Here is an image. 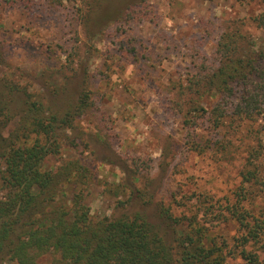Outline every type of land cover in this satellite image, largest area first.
Returning a JSON list of instances; mask_svg holds the SVG:
<instances>
[{"label":"rangeland","instance_id":"obj_1","mask_svg":"<svg viewBox=\"0 0 264 264\" xmlns=\"http://www.w3.org/2000/svg\"><path fill=\"white\" fill-rule=\"evenodd\" d=\"M106 5V20L94 24L84 17V4L72 0H0V81L28 87L60 113L86 100L71 126L61 129L60 153L45 167L78 160L87 168V186L76 172L70 180L62 175V187L66 199L83 185L95 218L140 213L175 244L196 216L208 227L207 244L227 245L225 264H245L229 253L240 247L232 211L238 205L249 217L264 216V114L242 119L229 112L221 128H212L208 120L220 94L202 84L193 90L190 82L199 67L212 71L219 64L216 44L227 25L241 22L248 37L263 38L253 22L262 1ZM196 106L207 113L197 112V127H189L185 119ZM194 140L209 147L200 149ZM134 189L141 198L131 199ZM239 191L245 195L240 204ZM248 247L264 264V240ZM55 263L49 253L39 259Z\"/></svg>","mask_w":264,"mask_h":264},{"label":"trees","instance_id":"obj_2","mask_svg":"<svg viewBox=\"0 0 264 264\" xmlns=\"http://www.w3.org/2000/svg\"><path fill=\"white\" fill-rule=\"evenodd\" d=\"M5 1L13 5L26 0ZM72 1L84 4V17L94 24L108 16L104 17L102 11L110 0ZM261 1L263 9L253 22L263 32V38L248 37L241 22L227 25L216 44L219 64L212 71L199 67L191 79V89L202 84L208 91L220 94L221 101L208 120L212 128H221L229 112L242 119L264 114V0ZM3 82L0 81V264H39L40 257L48 253L55 255V264L226 263L227 245L214 240L207 244L208 227L196 216L189 218L188 225L175 237V244L169 243L140 213L95 218L83 186L89 180L87 168L78 160H68L57 168L45 167L48 157L60 153L61 129L71 126L86 100L60 113L28 87ZM199 111L207 113L201 106L188 111L185 122L189 127H197ZM15 119L17 126L6 134ZM194 142L200 149L209 147ZM76 172L84 174L83 185L79 190L76 186L65 199L69 193L62 187V175L70 180ZM132 194L131 199L141 198L137 189ZM238 195L240 204L245 195L240 191ZM249 214L233 206L232 216L240 227V247L229 253L240 255L245 264H258L259 253L248 246L264 240V216ZM174 220L182 222L180 217Z\"/></svg>","mask_w":264,"mask_h":264}]
</instances>
